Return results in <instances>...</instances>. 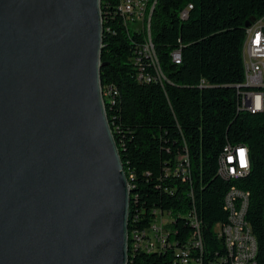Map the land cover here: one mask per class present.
Segmentation results:
<instances>
[{
    "label": "water",
    "instance_id": "95a60500",
    "mask_svg": "<svg viewBox=\"0 0 264 264\" xmlns=\"http://www.w3.org/2000/svg\"><path fill=\"white\" fill-rule=\"evenodd\" d=\"M103 34L101 0H0V264L129 263Z\"/></svg>",
    "mask_w": 264,
    "mask_h": 264
},
{
    "label": "trees",
    "instance_id": "16d2710c",
    "mask_svg": "<svg viewBox=\"0 0 264 264\" xmlns=\"http://www.w3.org/2000/svg\"><path fill=\"white\" fill-rule=\"evenodd\" d=\"M116 4L108 0L102 7L100 74L104 90L118 91L115 104L113 96L104 99L131 186L128 264H174L173 250L134 253L135 230L150 225L154 210L171 212L166 226L180 246L192 236L187 215L196 210L204 261L213 259L222 252L215 226L228 221L225 196L232 187L249 193L246 217L258 242V264H264V110H240L237 88L245 77L246 27L264 15V0H158L151 31L163 78L151 82L139 80L133 60L144 37L123 25ZM228 145L248 147V174L228 180L218 174ZM185 157L187 180L174 173Z\"/></svg>",
    "mask_w": 264,
    "mask_h": 264
},
{
    "label": "built area",
    "instance_id": "2783aa9c",
    "mask_svg": "<svg viewBox=\"0 0 264 264\" xmlns=\"http://www.w3.org/2000/svg\"><path fill=\"white\" fill-rule=\"evenodd\" d=\"M108 6V0H101V9ZM116 14L122 18L123 25L143 35L144 43L140 44L134 57L140 68L139 80L151 82L161 80L163 74L159 63L154 62L157 55L152 39L151 22L156 5L153 0H117ZM189 7L182 17L186 18ZM103 12V9H102ZM104 26V19H103ZM109 31L110 28L108 27ZM105 31V28H104ZM242 57L245 77L243 83L237 85L240 100L239 109H252L259 112V93L264 90V15L253 19L246 27ZM145 60L154 67L156 75L146 71ZM173 60L178 64V50L173 52ZM104 97L113 96L116 102L118 91L113 86L103 89ZM188 157L178 165L175 175L183 180L191 178ZM251 167L249 149L245 145H228L219 160L218 174L224 179H236L249 173ZM131 187V186H130ZM225 209L228 221L215 226L216 237L220 241L222 252H217L213 259L204 261L205 244L198 241V219L196 210L187 215L194 231L189 240L182 246L172 237V227H165V220L172 216L171 212L154 210V218L150 225L142 230H135V252L166 253L174 252V264H258L259 246L253 229L247 220L249 193L232 187L225 196Z\"/></svg>",
    "mask_w": 264,
    "mask_h": 264
},
{
    "label": "bare ground",
    "instance_id": "6f19581e",
    "mask_svg": "<svg viewBox=\"0 0 264 264\" xmlns=\"http://www.w3.org/2000/svg\"><path fill=\"white\" fill-rule=\"evenodd\" d=\"M157 1L158 0H153V5H156L157 4ZM178 58L181 59L180 53H178ZM154 59H156V55H154ZM102 94H103V87H102ZM103 98H104V95H103ZM104 101H105V99H104ZM259 101H261V103H259V112H262L264 110V90H262V92L259 93ZM244 110L250 111L252 113H256V111H253L252 109H244ZM167 224H168V221L166 220V225ZM166 225H165V227H167ZM199 229H200V224H198V241H200V244H202V240L200 238V230ZM129 244H130V238H129Z\"/></svg>",
    "mask_w": 264,
    "mask_h": 264
},
{
    "label": "rangeland",
    "instance_id": "374dc122",
    "mask_svg": "<svg viewBox=\"0 0 264 264\" xmlns=\"http://www.w3.org/2000/svg\"><path fill=\"white\" fill-rule=\"evenodd\" d=\"M167 221L168 223H170L172 221V218L168 217ZM165 225H166V220H165Z\"/></svg>",
    "mask_w": 264,
    "mask_h": 264
}]
</instances>
